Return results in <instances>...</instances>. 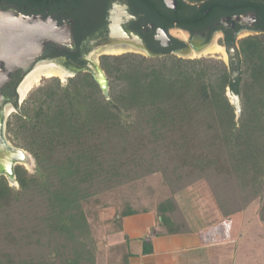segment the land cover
I'll use <instances>...</instances> for the list:
<instances>
[{
    "label": "trees",
    "instance_id": "1",
    "mask_svg": "<svg viewBox=\"0 0 264 264\" xmlns=\"http://www.w3.org/2000/svg\"><path fill=\"white\" fill-rule=\"evenodd\" d=\"M242 1L240 11L264 15V0ZM256 45L245 40L247 58ZM101 65L107 93L92 74L77 72L66 86L53 79L16 105L7 122L37 169L16 166L18 187L0 177V264H100L92 205L105 207L107 193L157 173L173 195L157 209L165 228L185 226L174 195L200 180L225 221L256 199L264 204V63L251 64L239 91L204 61L103 57ZM137 213L127 205L115 232ZM144 246L152 253L150 241ZM118 253L110 251L108 264Z\"/></svg>",
    "mask_w": 264,
    "mask_h": 264
},
{
    "label": "flooded vegetation",
    "instance_id": "2",
    "mask_svg": "<svg viewBox=\"0 0 264 264\" xmlns=\"http://www.w3.org/2000/svg\"><path fill=\"white\" fill-rule=\"evenodd\" d=\"M239 9H246L242 0H0V20L7 14L14 22L55 26L73 36L66 46L48 44L31 70L11 75L1 90L4 107L16 109L26 77L44 63L72 75L92 74L89 66L97 65L106 76L107 91L103 57L204 61L224 70L239 91L251 76V64L264 63V15ZM251 39L257 45L249 59L244 42ZM261 86L264 91V82ZM231 87L226 93L241 108Z\"/></svg>",
    "mask_w": 264,
    "mask_h": 264
},
{
    "label": "crops",
    "instance_id": "3",
    "mask_svg": "<svg viewBox=\"0 0 264 264\" xmlns=\"http://www.w3.org/2000/svg\"><path fill=\"white\" fill-rule=\"evenodd\" d=\"M175 200L186 222L177 229L163 227L154 211L123 218L122 230L111 235L116 239L113 252L121 254L115 264H236L243 215L225 221L208 186L201 184L178 193ZM148 241L152 253L144 254Z\"/></svg>",
    "mask_w": 264,
    "mask_h": 264
},
{
    "label": "rangeland",
    "instance_id": "4",
    "mask_svg": "<svg viewBox=\"0 0 264 264\" xmlns=\"http://www.w3.org/2000/svg\"><path fill=\"white\" fill-rule=\"evenodd\" d=\"M213 57L216 58L217 56L214 55ZM194 59L201 58L194 57ZM202 59L209 58L206 56ZM148 62L154 63V61ZM72 77H74V75L65 79H61L59 77L41 78L39 83L34 85L24 98L20 99L17 104L18 108L27 102L40 88L50 84L53 79H58L62 86H66L68 84V80ZM107 92L108 90L106 93ZM231 103L234 104L232 99ZM16 112L17 109H13L7 121L11 120L12 115ZM237 113H240V108H238ZM6 136L9 143L13 147L20 148L14 139L13 134H8L6 131ZM20 166L27 169L30 174L35 173L37 169L36 162H34V165L31 169L26 168L22 164H20ZM10 183L12 186L18 187L16 181ZM196 184L207 186L205 181L200 180L188 188L193 187ZM182 191L177 192V194ZM177 194H175L174 197ZM172 196L171 188L166 182L164 176L161 173H157L146 178H142L138 181L122 185L113 192L107 193L105 198L106 202H104L105 207H101L100 205L94 206L93 204L89 220L93 228V237L97 243V255L100 264H108L110 251L113 247H115L114 242L116 239L111 238V235H113L117 230L115 221L121 218L120 213L126 208L127 205L140 212L146 210L158 213V205L162 201ZM263 205L262 199H256L243 211L236 213L230 219L232 220L236 215H243V223L240 229V233L243 234L240 246L241 253L238 259H236V264H264V222L261 220V210Z\"/></svg>",
    "mask_w": 264,
    "mask_h": 264
},
{
    "label": "water",
    "instance_id": "5",
    "mask_svg": "<svg viewBox=\"0 0 264 264\" xmlns=\"http://www.w3.org/2000/svg\"><path fill=\"white\" fill-rule=\"evenodd\" d=\"M72 43V34L55 26L45 27L37 22L17 19L14 22L7 14L0 20V177L5 176L10 182L16 181L14 168L27 158L28 152L13 147L7 139V115L1 90L11 82V75L16 71L31 70L48 44L66 46ZM89 68L105 91L107 80L104 72L97 65H90Z\"/></svg>",
    "mask_w": 264,
    "mask_h": 264
},
{
    "label": "bare ground",
    "instance_id": "6",
    "mask_svg": "<svg viewBox=\"0 0 264 264\" xmlns=\"http://www.w3.org/2000/svg\"><path fill=\"white\" fill-rule=\"evenodd\" d=\"M219 49H214L211 52H216ZM73 76L72 74L68 73V72H64L62 69L58 68V67H54L53 65L50 64H41L39 65L35 71L29 75L26 80L24 81V83L22 84V86L20 87V95L21 98H24L27 93L31 90V88L38 84L39 81L41 80V78L43 77H59L61 79H65L67 77ZM13 111V108L11 106H8L6 108V115H10ZM21 164L23 166H25L28 169H31L34 165V160L33 157L28 153L27 154V158L21 162Z\"/></svg>",
    "mask_w": 264,
    "mask_h": 264
}]
</instances>
